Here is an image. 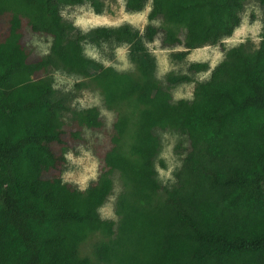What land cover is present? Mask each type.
<instances>
[{"label":"trees","instance_id":"obj_1","mask_svg":"<svg viewBox=\"0 0 264 264\" xmlns=\"http://www.w3.org/2000/svg\"><path fill=\"white\" fill-rule=\"evenodd\" d=\"M244 1L152 0L143 34L129 25L83 34L63 22L60 5L90 2L101 14L102 0H0V264H264V27L259 49L232 48L192 101L173 103L172 86L190 77L171 76L166 86L155 81L146 46H182L187 51L175 57L184 59L215 45L240 26ZM147 2L126 0V8L140 12ZM25 21L34 33L52 36L49 57L25 50ZM86 40L129 44L140 78L87 58ZM59 63L93 78L106 105L118 110L103 156L104 170L120 171L131 185L117 203L124 223L117 231L99 213L112 190L108 170L83 191L62 179L66 152L81 136L67 129L64 100L43 78ZM206 68L197 63L189 71ZM78 120L93 130L104 125L95 107ZM167 130L189 145L176 148L182 163L175 186L147 209L151 194L162 190L154 162L159 132ZM95 232L116 235L96 244L97 263L80 254Z\"/></svg>","mask_w":264,"mask_h":264},{"label":"rangeland","instance_id":"obj_2","mask_svg":"<svg viewBox=\"0 0 264 264\" xmlns=\"http://www.w3.org/2000/svg\"><path fill=\"white\" fill-rule=\"evenodd\" d=\"M104 11L96 14L90 4L85 2L81 5H60V14L63 22L71 24L79 29L81 33L87 34L97 27L118 28L129 25L142 34L147 26L151 24L148 15L152 10V0H148L144 10L131 12L126 8V0H102ZM263 14L264 7L258 0L244 1L240 11L241 24L229 37H224L215 45H205L188 52L184 59H177L175 54L187 51L184 47L163 48L161 42L156 40L147 43L150 55L155 59L156 68L154 79L166 86L171 76H189L190 81L172 86L173 103L181 100L192 101L198 84L206 82L211 78L213 69L227 58L228 52L242 45L247 52H254L260 47L263 36ZM4 20L0 19V29ZM158 24V23H157ZM23 45L25 50L33 58H47L51 55L53 38L45 33H34L25 21L23 29ZM84 55L104 67H112L120 73L130 74L135 79L140 78L136 64L130 56V45L118 43L114 40L102 43H93L89 40L82 43ZM204 63L207 68L198 73L189 71L192 64ZM55 91V98H62L65 107L62 119L68 124L67 129L79 130L81 139L75 141L66 152L67 163L62 172V179L79 190H86L91 183L98 180L104 173V154L112 146L111 135L113 125L118 118V110L110 109L106 103L102 89L93 78L79 75L65 69L60 63L51 66L43 74ZM98 108L103 119V128L99 130L80 126L79 114L91 108ZM125 109L124 106L121 107ZM161 150L158 153L154 166L157 171L156 178L162 190L151 194V201L145 207L147 209L160 205L167 197V193L176 184L175 174L181 166V157L176 148L179 145L186 147L189 142L185 136L173 130L159 132ZM109 171V170H108ZM109 175L112 179V190L104 205L99 209L103 219L115 221V230L122 224L123 215L117 210V203L123 193L128 192L131 185L125 184V179L120 171H113ZM129 199L132 196L129 195ZM133 215V214H131ZM129 219V224H134V218ZM124 224V223H123ZM103 233L95 232L80 246V254L91 258L95 263L94 255L96 244L110 242L115 239Z\"/></svg>","mask_w":264,"mask_h":264}]
</instances>
